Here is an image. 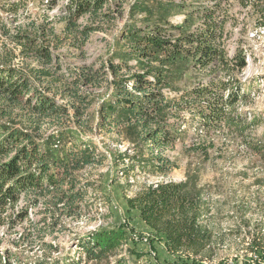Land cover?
Masks as SVG:
<instances>
[{
  "label": "trees",
  "instance_id": "obj_1",
  "mask_svg": "<svg viewBox=\"0 0 264 264\" xmlns=\"http://www.w3.org/2000/svg\"><path fill=\"white\" fill-rule=\"evenodd\" d=\"M107 2H115L118 12L122 9L123 0H68V32L77 31L76 35L87 38L95 28H77L75 21L86 12L98 13ZM134 3L130 15L142 5L145 18L139 24L127 21L120 29L123 44L122 50L114 55L116 58L109 57L95 68H75L70 71V82L64 81L63 91L71 101L74 119L82 124L81 117L92 103L85 88L105 82L113 89L111 100L99 106L102 125L121 124L142 130L143 139L158 149V154L152 153L149 159L157 161L155 167L159 171L170 170V161L162 151L173 146L175 138L183 133L168 118L172 114L178 117L184 109L194 110L197 127L202 131L197 132L198 139L208 134L240 137L245 147L264 158V142H254V137L246 133L254 124L255 115L247 121L244 111H236L234 106L248 95L244 82L236 78L246 62L244 51L239 48L229 54L226 31L227 23L232 28L231 21L237 19L234 4L240 9L249 8L253 15L252 19L242 18L244 28L247 20L251 27H264V0H135ZM174 9L184 15L181 24L174 25L169 20L176 12ZM102 12L104 18L109 17V11ZM20 37L26 47L31 44L28 34ZM43 49L40 45L33 48L37 59L45 58L44 63H50L51 56ZM128 60H134L135 66ZM54 66L60 68L58 64ZM186 68L196 83L177 98L167 99L163 87L171 88L172 75L181 76ZM14 109L26 111L28 127L35 133L41 128L39 123L48 119L51 124L63 126L64 118L70 121V113L66 105H57L53 98L37 89L26 72L11 64H0V117L10 119L0 120V226L5 223L10 230L24 220L32 223L28 209L39 204L44 215L40 221L49 234L58 225L60 216L52 214L53 218L47 222L52 209L67 215H75L80 209L84 190L76 184L75 171L100 163L102 158L93 145L76 140L73 131L59 129L56 134L33 135L14 122ZM193 178L191 175L185 181L144 184L127 198V205L138 211L150 230L164 235L169 252L196 257L217 237L209 222L203 221L201 198L189 182ZM20 200H25V204L15 210ZM39 225L35 223L32 231L19 233L13 246L0 249V264H80L81 258L30 254L32 243L41 239L37 227L43 228ZM125 239L126 232L120 227L87 233L78 244L86 256L84 264L101 261L108 264L105 259ZM48 249L50 253L57 246L48 243ZM113 264L123 263L118 260Z\"/></svg>",
  "mask_w": 264,
  "mask_h": 264
},
{
  "label": "rangeland",
  "instance_id": "obj_2",
  "mask_svg": "<svg viewBox=\"0 0 264 264\" xmlns=\"http://www.w3.org/2000/svg\"><path fill=\"white\" fill-rule=\"evenodd\" d=\"M134 2L123 0L119 12L115 2H107L98 13L79 16L75 21L77 28H95L83 39V35H76L77 31L70 34L66 28L68 0H0V64H11L26 72L37 89L53 98L57 105H66L70 113V121L64 118L63 126L51 124L49 119L40 122L37 133L46 136L56 134L59 129L73 131L76 140L93 145L102 158L100 163L82 167L73 174L77 186L84 190L78 213L67 215L52 209L47 222L60 214L59 223L48 234V228L40 221L44 216L42 206L30 207L32 223L24 220L10 230L5 223L0 226V249L13 246L19 233L32 231L36 223L43 230L37 227L41 239L32 243L30 254L75 260L78 255L79 263L84 264L86 256L78 245L79 239L95 230L120 227L125 230L126 239L105 259L108 264L118 260L123 264H264V158L245 147L240 137L208 134L198 139L197 132L202 131L197 127L194 110H181L178 117L172 114L168 118L183 131L173 146L162 151L170 161V170L159 171L155 167L157 161L149 159L152 153L158 154V149L143 139L142 130L121 124L102 125L99 106L111 100L113 86L102 82L86 87L92 103L81 117L82 124L73 117L71 101L63 91L64 81L70 82V71L75 68H95L109 57L116 58L114 55L122 50L123 44L120 29L127 21L139 24L145 18L142 5L130 15ZM232 7L237 19L231 21L232 28L230 22L226 25L227 46L229 54L236 48L244 51L246 65L236 78L244 82L248 92L245 100L239 99L234 106L236 111H244L247 121L255 115V122L246 133L254 137V142H264V27H251L247 20L244 28L242 18L252 19L253 15L249 8L240 9L236 4ZM174 10L169 20L174 25L181 24L184 15ZM102 11H109V17L104 18ZM23 34L31 38L28 47L22 43ZM37 45L46 48L43 51L50 54V63H44L45 58L37 59L33 50ZM128 63L132 67L136 64L134 60ZM55 64L60 68H55ZM172 76V87L162 89L167 99L177 98L196 83L187 68L181 76L177 73ZM13 112L18 126L37 135L28 127L26 111ZM0 120L10 119L0 117ZM191 175L194 178L189 182L201 198L203 221L209 222L217 237L196 257L169 252L164 235L150 230L138 211L127 205V198L144 184L185 181ZM24 204L25 200H20L15 210ZM48 243L57 246V250L48 253Z\"/></svg>",
  "mask_w": 264,
  "mask_h": 264
},
{
  "label": "built area",
  "instance_id": "obj_3",
  "mask_svg": "<svg viewBox=\"0 0 264 264\" xmlns=\"http://www.w3.org/2000/svg\"><path fill=\"white\" fill-rule=\"evenodd\" d=\"M80 257V256H79ZM78 255H77V259L79 258Z\"/></svg>",
  "mask_w": 264,
  "mask_h": 264
}]
</instances>
